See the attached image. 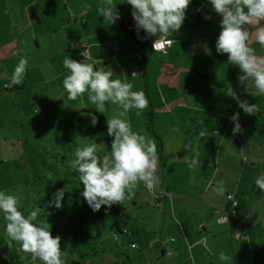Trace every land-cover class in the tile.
Listing matches in <instances>:
<instances>
[{"label":"crops","instance_id":"1","mask_svg":"<svg viewBox=\"0 0 264 264\" xmlns=\"http://www.w3.org/2000/svg\"><path fill=\"white\" fill-rule=\"evenodd\" d=\"M126 2L118 10L121 19L115 25L99 30L98 24L104 21L99 15L90 29L83 30L86 22L82 25L80 19L87 12L82 6L89 5L85 0H0L1 123L11 120L6 104L29 88L31 103L61 99L67 94L62 86L68 74L63 60L70 57L83 62L80 44L73 50L67 43L73 38L70 26H76L67 19L74 12L76 37L86 39L82 42L88 43V50L89 43L96 41L90 43L96 66L113 60L121 71L131 68L132 74L135 67L140 69L135 40H143L146 45L147 39H143L142 30L141 38H137L131 6ZM192 8L202 10L194 13ZM208 8V0H191L181 30L167 37L176 43L165 54L153 52L157 68L151 67L152 60L142 51L147 58L146 78L145 83L139 79L138 88L149 100L143 118L146 120L150 109L152 131L162 146L157 161L161 188L148 195H135L127 202L132 207L123 216V225L132 235L121 236L116 251L98 246L96 239L91 258L83 260L80 254L79 260L72 259L70 264H264V192L255 185L256 178L264 174V95L247 94L246 82L242 85L237 79L242 73L234 65H229L230 73L225 76L224 57L222 62L216 60L212 46L219 35L214 31L216 20L204 19ZM126 24L130 34L123 28ZM196 43H205L207 51L205 47L195 51ZM257 44L253 40L250 47L264 56V49ZM108 45H112V51L105 56L100 48ZM21 56L28 60L23 83L5 89ZM215 81L219 84L211 87ZM229 88L241 99L256 104L259 112L246 115L228 95ZM248 90L254 92L251 85ZM87 104L91 103L83 106L88 108ZM112 106L106 105L104 113L96 112L95 107L87 109L104 118L105 128L100 133L107 129V119L119 111L110 109ZM62 107L61 115L65 112ZM236 112L240 113L242 132L233 135L231 117ZM126 119L129 121V112ZM95 128L93 132L98 134ZM201 131L205 137L198 139ZM145 135L150 137L146 130ZM193 160L198 161L195 167L191 166ZM221 181L223 194L219 193ZM229 193H234L238 202L236 217L218 225L216 219L227 209L225 196ZM116 226L112 222L111 227ZM221 251L231 259L221 261Z\"/></svg>","mask_w":264,"mask_h":264},{"label":"clouds","instance_id":"2","mask_svg":"<svg viewBox=\"0 0 264 264\" xmlns=\"http://www.w3.org/2000/svg\"><path fill=\"white\" fill-rule=\"evenodd\" d=\"M126 3L131 6L137 38H141V30L145 33L143 39L155 37L152 47L157 52L176 43L167 37L181 30L191 0H127ZM208 3L212 11L221 17L220 33L215 42L217 54H227L228 63L238 67L242 75L237 79L242 85L246 82L244 91L247 94L264 95V56L257 55L256 49L250 47L255 40L264 49V0H208ZM82 7L87 10L90 5L84 4ZM97 11L107 25H115L121 19L113 0H100ZM204 19L209 20L211 17L204 15ZM81 55L87 59L86 52ZM27 67L28 60L21 56L9 87L23 83ZM63 67L68 72L62 81L68 100L75 101L87 94L96 112H106L108 104L119 109L112 118L107 119V135L112 138L107 154L102 157L97 154L105 144H98L94 139H89L91 142L88 145L75 151L72 168L78 173L77 178L83 185L81 195L87 205L93 212H99L102 206L111 208L113 205H122L133 199L141 183L150 191L160 189L162 182L157 171L156 142L154 138L133 131L126 119L129 111L136 109L139 116L149 107L145 93L134 91L129 79L126 76L124 80L116 77L111 68L78 62L70 57L63 60ZM136 75L133 72L132 79ZM248 85L252 86L254 92H249ZM228 95L246 115L252 116L259 112L256 104L241 99L232 88H229ZM239 116L240 113L236 112L231 117L233 135L242 132ZM96 123V116L91 115V124L95 126ZM204 137L205 132L201 131L198 139ZM197 164V160L191 162L193 167ZM255 185L264 192V174L256 178ZM65 191L59 189L45 208L37 207L27 216L20 210L17 196L0 191V213L5 221L6 246L11 249L15 243L19 251L30 256L32 264L37 261L40 264H64L61 237H53L50 225L38 222V215L41 212L46 216L51 215L46 211L47 207L60 209ZM223 191L221 181L219 193L223 194ZM233 207H236L235 202ZM223 220L227 222V215ZM236 235L240 237L241 233L236 232ZM219 259L229 261L231 258L221 251Z\"/></svg>","mask_w":264,"mask_h":264},{"label":"rangeland","instance_id":"3","mask_svg":"<svg viewBox=\"0 0 264 264\" xmlns=\"http://www.w3.org/2000/svg\"><path fill=\"white\" fill-rule=\"evenodd\" d=\"M80 1L84 0H74V3ZM85 1L89 3L90 8L86 10L87 15L80 19L82 25L86 22V25L82 26L83 30L90 29L91 22L94 24L95 19L99 18L97 8L100 0ZM125 1L113 0L118 10H121L122 3ZM72 6L74 5L72 4ZM208 6L209 8L205 9L203 14L214 17L217 23L214 26V31L220 33L221 17L212 11L210 3ZM192 11L198 12L197 9L193 8ZM75 14L76 12L68 16L67 22L75 23L77 26ZM106 25L105 21L101 25L98 24L99 30H104ZM76 26H70L69 32L73 38L69 39L67 43L72 46L71 49L78 48L77 44L81 45L82 41L86 40L84 37H76ZM90 43L88 50L90 59L84 60L81 57V61L95 62L94 64L97 65L96 58L92 55ZM148 43L147 39L144 54L152 60L151 67L157 68V64H154V54ZM204 44L196 43L194 50L204 49ZM212 46L214 47L215 44L213 43ZM114 47L117 48L115 45ZM257 48H261V46L257 44ZM100 50L103 55H110L112 45L104 46ZM213 50L216 52L215 47ZM216 53V60L221 61V58L224 57L227 68L224 74L228 76L227 74L230 72L227 71L230 64L227 54ZM45 55L46 53L43 56ZM104 62L97 67L111 68L115 76L122 80L126 76L129 79L128 82L134 85L133 90L140 91L138 86L141 78L138 67H135L134 71L137 75L132 79L131 68L121 71L118 68V62L110 60L103 65ZM218 84L219 82L215 81L211 82L210 85L212 87ZM31 92L32 90L29 88L25 93H18L12 101H8L9 103L6 105L11 109V120L7 122L4 119L2 123L0 121V191L17 196L21 204L20 210L27 216L30 211L37 207L45 208L53 200L54 194L59 189H66L60 209L47 207L46 211L51 215L46 216L43 212L38 215V222H47L50 225L49 230L53 237L57 235L61 237L62 259L63 262H67L66 264H70L72 259L79 260L80 254L83 260L91 258L92 249L96 247V239L100 244L98 246L103 245L107 250L112 248L116 251L118 249L116 243L119 244L120 240H115L111 231L115 228L118 230L126 229L123 225V216H126L127 210L132 207L131 204L127 203L130 200L125 201L122 205H113L111 208L102 206L99 212H93L81 195L83 185L77 178L78 173L72 168V161L76 158V149L88 145L91 142L89 139H94L98 144L101 142L105 144L97 153L99 156L102 157L110 151L112 138L107 135V129L104 133L94 134V126L91 124V115L93 114L86 113L88 108L94 109L95 105L87 104L88 108L83 106L84 103L88 102L87 94L75 101L68 100L66 94L61 95V99L51 98L48 101L45 100L46 102L36 100L31 103L29 98ZM109 105L111 106V104ZM61 107L67 114L64 112L61 115ZM84 108H86V112L80 113ZM115 108H117L115 105L110 107L113 110ZM136 112V109L129 111V122L132 130L145 135L146 123L144 122L146 120L143 118V112L139 116ZM151 192L141 183L135 195L142 194L144 196ZM158 196L161 197V195ZM112 222L116 223L117 226L112 228ZM6 239L5 221L3 214L0 213V264H32L30 256L19 251L15 243L9 249L5 243ZM36 264H40V262L37 261Z\"/></svg>","mask_w":264,"mask_h":264},{"label":"built area","instance_id":"4","mask_svg":"<svg viewBox=\"0 0 264 264\" xmlns=\"http://www.w3.org/2000/svg\"><path fill=\"white\" fill-rule=\"evenodd\" d=\"M148 39V44H149V47L151 49L152 52H155V50L153 49L152 47V44H153V41L155 39V37H152V38H147ZM170 40V39H169ZM170 47H167L165 50L163 51H157V52H163V53H166L167 49H169ZM82 52H86L87 53V59H85L84 56L81 55ZM80 55L81 57L84 59V60H89L90 59V55H89V51H88V43L87 42H82L81 45H80ZM9 84H6L4 85V88L5 89H8V88H11L8 86ZM240 123V121H239ZM226 201L228 203V207L227 209L216 219V223L218 225H221V224H227V223H230L232 220L235 219L236 217V214H237V206H238V202H237V199L235 197V194L234 193H229V194H226ZM236 203V207H233V203ZM160 206V204L158 205ZM227 215V222H224L223 220V217ZM111 235L112 237L119 241L120 240V236L123 235V236H126V237H130L132 235V233L128 230V229H121V230H118L117 228H115L114 230L111 231ZM171 241H173V239H171ZM166 254H170L169 251H166Z\"/></svg>","mask_w":264,"mask_h":264},{"label":"trees","instance_id":"5","mask_svg":"<svg viewBox=\"0 0 264 264\" xmlns=\"http://www.w3.org/2000/svg\"><path fill=\"white\" fill-rule=\"evenodd\" d=\"M128 24H126L125 26H123V28H125V31L127 33H129L128 29L126 28ZM130 34V33H129ZM135 42L137 43L138 45V50H139V54H140V78L141 80L145 83V78H146V75H145V63H146V60L147 58L144 57L142 55V51L144 50L145 48V43L143 42V40H140V41H137L135 40ZM89 113H92L93 115L96 116L97 118V123H96V128H95V133H100L104 130L105 128V120L104 118L96 113L94 110H87ZM145 127H146V131L148 133V135L151 137V138H154L155 142H156V146H157V156H161L162 154V146L160 144V141L159 139L156 137V135L153 133L152 131V114H151V111L150 109L147 110V113H146V122H145Z\"/></svg>","mask_w":264,"mask_h":264}]
</instances>
